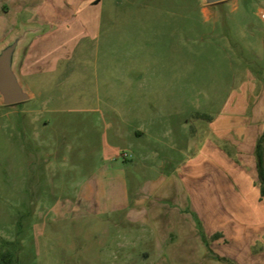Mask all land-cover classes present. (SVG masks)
<instances>
[{
	"label": "rangeland",
	"instance_id": "rangeland-1",
	"mask_svg": "<svg viewBox=\"0 0 264 264\" xmlns=\"http://www.w3.org/2000/svg\"><path fill=\"white\" fill-rule=\"evenodd\" d=\"M28 26L31 98L0 95V264H264V197L218 191L212 224L174 185L213 117L243 121L208 142L238 153L235 195L259 187L264 0H0V47Z\"/></svg>",
	"mask_w": 264,
	"mask_h": 264
},
{
	"label": "crops",
	"instance_id": "crops-1",
	"mask_svg": "<svg viewBox=\"0 0 264 264\" xmlns=\"http://www.w3.org/2000/svg\"><path fill=\"white\" fill-rule=\"evenodd\" d=\"M241 110H243L241 109V107H237L236 109L237 112ZM238 120L239 122H231L228 119H224L223 125H221L220 127V124H218V122H216V120L211 117L210 120L206 122L210 136L207 137L204 142H201V144L197 148L198 151L196 152V154L190 156L188 158L189 160L187 159L185 162H183L180 167L178 166L175 168V171H177L179 174H182V176L178 177L176 183H174L176 188L175 191H177V193L179 194L178 199L181 205H184V207H191V209L194 211L195 214H197L200 219L206 221L208 220V222H212V224L214 222V203L220 204L218 191L224 190L226 193H228V190H231L230 195L232 196V198H238L239 202L242 204H254L256 203L259 197H262L258 185H254L252 182H250L249 179L245 180L243 177H240L239 179V182H242L240 184L243 185L241 186L242 192L235 195V189L232 184L228 182L226 172L229 169L227 163L228 157H236L238 156V153L234 151L236 153L235 154L225 148L222 151L218 149L214 150V145H212V147L210 148L208 145L209 141L213 143L214 136H216L215 139L217 140L219 139L218 137L224 138L229 132L231 126H238L240 124H243V121L240 118ZM134 127L135 134L140 136L143 135L144 130L141 126L135 125ZM257 138L250 139V144H252L253 152L255 151ZM227 142L230 141L227 139L225 143ZM231 142L233 146L239 143L237 145V148H239L241 144V142L238 141L232 140ZM214 157L222 159V161L218 162L219 166H215H221L220 168L222 169L218 168V170L221 174L224 175L223 178H225H220L221 182L219 185L217 183V185H214ZM225 162L227 165L225 164ZM180 168H182V170ZM171 175H173V173ZM169 177L171 178V176H168V178ZM166 180L168 179H162V182L160 183L161 185H159V187H161L163 191L165 190V186L163 185H165ZM227 183H229L230 185ZM249 190L251 196L248 193ZM167 191H169V189ZM222 199L225 200L224 197H222ZM248 220H252L250 215Z\"/></svg>",
	"mask_w": 264,
	"mask_h": 264
},
{
	"label": "water",
	"instance_id": "water-1",
	"mask_svg": "<svg viewBox=\"0 0 264 264\" xmlns=\"http://www.w3.org/2000/svg\"><path fill=\"white\" fill-rule=\"evenodd\" d=\"M226 0H201L204 5L216 4ZM35 29L28 26L23 31L13 33L0 47V95L4 105H13L31 98L17 73V61L22 46L32 36Z\"/></svg>",
	"mask_w": 264,
	"mask_h": 264
},
{
	"label": "trees",
	"instance_id": "trees-1",
	"mask_svg": "<svg viewBox=\"0 0 264 264\" xmlns=\"http://www.w3.org/2000/svg\"><path fill=\"white\" fill-rule=\"evenodd\" d=\"M260 194L264 197V131L258 136L254 151ZM218 235L214 236L216 238ZM221 258V257H220ZM223 260L228 261L227 258Z\"/></svg>",
	"mask_w": 264,
	"mask_h": 264
}]
</instances>
